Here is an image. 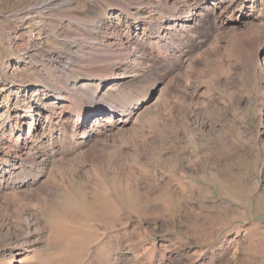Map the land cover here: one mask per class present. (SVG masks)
<instances>
[{
    "label": "rangeland",
    "instance_id": "rangeland-1",
    "mask_svg": "<svg viewBox=\"0 0 264 264\" xmlns=\"http://www.w3.org/2000/svg\"><path fill=\"white\" fill-rule=\"evenodd\" d=\"M32 1L0 0V154L14 153V148H7V142L20 129L23 130L22 136L37 134L35 143L42 151L54 149L51 141L45 142L49 132L58 130L50 122L51 116L56 114L49 112L48 106L54 95L44 86L47 77L57 78L53 66H46V73L41 77L34 64L45 62L43 54L46 49L67 52L60 44L58 34L61 28L68 26L77 32L83 31L82 25L75 20L50 25V16L37 15L29 24L31 30L14 39L17 31L27 25L16 12L22 2ZM71 1L75 6L72 13L74 11L73 15L80 20L82 17L91 19L94 12L100 10L102 18L113 21L115 31L131 29L130 33L137 31L141 36L152 31L143 29L148 19L167 22L188 4L183 3L184 0H149L142 7L134 3L135 0ZM206 1L216 7L241 0ZM243 1L244 13L238 10L225 12L228 18H234L226 26L245 27L248 25L243 24L246 18L264 23V6L260 7L257 2L254 8L252 0ZM251 6L253 16L248 17ZM229 36L215 42V37L209 35L205 39L207 46L212 42L217 45V57L211 58L210 62L197 63L191 72L185 67L181 70L184 73L187 69V81L183 83L190 86L186 90L191 100L188 97L189 101L181 99L184 87L172 88L164 100L168 107L186 103L194 109L191 116L194 121H188V129L182 126L184 132L188 130L184 138L166 135L157 124H161V120L158 122L156 112H150L141 119L143 131L137 130L135 138L139 143L144 137L154 141L156 146L149 143L139 156L133 153L125 159L124 155L130 170L113 167L107 162L98 164L96 158H87L82 170L86 169L92 183H71L66 175L54 174L52 181L64 191L55 205L56 211L63 205L61 203L66 207L73 206L77 214L70 222L85 234V241L75 257L70 258L65 247L62 248L66 250L64 258L55 260L54 264H264V110L258 104L264 77L255 81L260 77V69L256 66L262 62L249 56L252 47L242 46L237 51L228 45L226 39ZM11 38L15 43L10 41ZM28 38L35 39L36 43ZM31 52L39 62L33 64L29 60L27 53ZM94 65L81 63L76 70L84 73ZM169 79L167 76L165 81ZM100 81L105 83V79L96 78L94 85ZM231 81L237 86L229 84ZM242 81L247 83L239 85ZM109 84H102L101 91H108ZM110 86L115 89L117 84ZM158 94L155 92L151 101L156 97L159 99ZM167 112L168 108L164 113ZM169 129L166 127V132ZM189 132L196 138L193 144L186 141ZM224 135L228 139L223 142ZM117 138L124 152L133 151L134 140ZM214 139L222 140L220 147L215 145ZM86 148L83 146L78 152ZM2 158L0 155V167L10 161V158ZM136 177L141 183L135 182ZM167 189L174 192L172 196L169 194L172 202L170 200L168 207L158 211L149 209L168 196ZM103 190L110 193V212L102 209ZM1 191V200L17 195V189ZM35 205L38 209V203ZM49 215L50 209L41 213V217L48 218ZM121 216L123 224L119 225L116 219ZM16 224V219L12 218L10 232L14 231ZM47 237H43L42 244L35 250L47 252L48 249L50 252L61 248L46 245ZM4 242L6 234L0 233V250ZM33 253L22 250L10 258L9 264H32ZM19 258L27 259L18 263ZM1 263L8 264L4 260Z\"/></svg>",
    "mask_w": 264,
    "mask_h": 264
},
{
    "label": "bare ground",
    "instance_id": "bare-ground-1",
    "mask_svg": "<svg viewBox=\"0 0 264 264\" xmlns=\"http://www.w3.org/2000/svg\"><path fill=\"white\" fill-rule=\"evenodd\" d=\"M148 1L135 0L134 3L143 7L148 4ZM191 1L193 0H184L183 3L188 4L173 14L170 17L172 19L167 22L159 23L148 19L143 24V29L152 31L142 34L143 36L137 31L130 33L131 29L115 31L113 21L102 18L100 10L94 12L95 15L91 19L82 17L80 20L73 15L74 11L72 13L75 6L71 0H34L21 3L16 13L26 20L27 25L17 31L14 39H19L21 35L31 30L29 24L37 15L50 16V25L61 24L64 20L67 22L75 20L82 25L83 31L80 33L68 26L61 28L59 34H56L67 52L54 48L46 49L43 54L45 62L34 64L39 60H36L34 53H27V57L41 77L46 73V66H53L55 70L57 79L46 76L44 87L50 89L51 94L54 95V100L48 106L49 112L56 114L51 116L50 122L58 130L56 132L51 130L54 133L49 132L45 139V142L51 141L54 149L46 148L42 151L40 145L35 143L37 134L29 133L22 136L23 130L20 129L19 133L12 134L7 142V148H14V153L9 151L0 154L3 160L10 158L8 163L0 167V194L1 189L3 191L5 188L17 189V195L7 196L6 199L3 196L4 199H0V233L6 234V242L2 244L3 248L0 250L2 261L9 264L10 258L22 250L28 253L34 251L32 255L34 260L31 258L32 264H54L55 260L64 258L66 250L62 248L65 247L69 250L70 258L78 254V249L85 241V234L83 235L70 222L77 214L73 206L66 207L64 203H61L65 206L61 205L56 211L55 205L64 191L52 181L54 174L66 175L71 183L79 181L92 183L88 178L89 175L85 173L86 169L82 170L87 158H96L98 164L107 162L113 167L120 166L130 170L125 161L126 157L133 153L139 156L140 151L149 143L156 146L154 141L144 137L139 143L135 138L136 132L143 131L141 119L150 112H156L158 122L161 120V124H157L164 133H167L166 135L172 134L176 139L184 138L183 135L188 130L184 132L182 126L188 129V121H194L191 117L194 109L186 103L168 107L165 106L164 100L171 93L172 88L181 87L185 88L181 91V99L183 101H186L187 97L192 99L186 90L190 88L189 84L183 83L187 81L185 72L187 69L191 72L197 63L210 62L211 58L217 57V45L212 42V45L207 46L206 40L209 35L214 36L213 41L216 42L230 34L226 43L237 51L242 46L252 47L249 56L257 61L261 59L262 62L258 65L260 68L256 66L260 69L258 71L260 77L255 81L258 82L257 80L264 77V23L246 18L243 20V24L248 23L245 27L226 26L228 22L234 21V18H228L225 12L232 13L238 10L239 13H244L246 9L244 1L216 7L207 3L206 0L195 3ZM252 1L254 8L257 2L260 7L264 6V0ZM253 6L250 8L248 17L253 16L251 13ZM217 7L218 11H215ZM12 39L10 41L15 43ZM28 39L36 43L35 39ZM81 63L95 65L89 71L79 73L76 67L79 68ZM184 67L187 69L183 73L181 70ZM167 76L171 79L166 82ZM96 78L105 79V83L100 81L94 85ZM182 78L183 81L180 80ZM243 82L238 84L247 83ZM102 84L104 86L109 84V90L102 92L100 89ZM111 84H117V87L112 89ZM229 84L237 86L233 81ZM157 91L160 94L159 99L156 97L151 101V97ZM260 93L258 104L264 110V82ZM84 104H87V107ZM166 108L168 112L165 114ZM258 119L259 122L262 121L261 115ZM195 124L194 122V126ZM166 127L170 128L167 132ZM42 132H44L43 129ZM189 133H191L189 136H185L188 139L186 141L193 144L196 138L192 132ZM159 135L162 134L159 133ZM54 136L59 140L56 141ZM117 137L125 138L129 142L134 140L136 143H131L133 151L124 152L118 145ZM224 137L223 142L228 139ZM229 140L231 142V139ZM221 144L222 140L215 141L217 147ZM83 146L87 148L78 152ZM180 149L183 150L184 146ZM137 181L141 183L138 177L135 179V182ZM172 192L168 190V196H162L159 204H154L149 209L157 211L163 207L166 209L172 198L170 196L174 195ZM109 194L107 190H103L101 197L102 209L106 212H110ZM36 203L39 205L38 209ZM48 209L51 210L50 217H41V213L44 214ZM12 218L16 219L17 224L14 231L10 232ZM116 220L119 225L123 224V216L121 219L117 217ZM45 236H48L46 245L50 247L59 245L61 248L57 247L55 251L50 252L48 249L47 252L35 250L42 244ZM25 259L19 258L17 262L22 263ZM2 261L0 264H4L1 263Z\"/></svg>",
    "mask_w": 264,
    "mask_h": 264
}]
</instances>
